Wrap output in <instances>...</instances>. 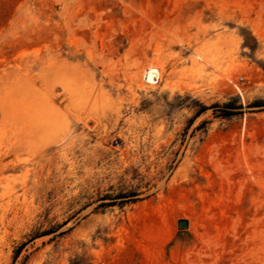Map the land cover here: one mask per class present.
Returning a JSON list of instances; mask_svg holds the SVG:
<instances>
[{
	"label": "rangeland",
	"instance_id": "obj_1",
	"mask_svg": "<svg viewBox=\"0 0 264 264\" xmlns=\"http://www.w3.org/2000/svg\"><path fill=\"white\" fill-rule=\"evenodd\" d=\"M0 264H264V0H0Z\"/></svg>",
	"mask_w": 264,
	"mask_h": 264
},
{
	"label": "trees",
	"instance_id": "obj_2",
	"mask_svg": "<svg viewBox=\"0 0 264 264\" xmlns=\"http://www.w3.org/2000/svg\"><path fill=\"white\" fill-rule=\"evenodd\" d=\"M213 107L218 108V107H220V105H215ZM257 107H259V106H257ZM242 108H243L242 106H235L232 103L226 104L225 106H223V109H224L223 110V116L229 118V117H232L234 115H237L238 111L242 110ZM206 110H208V108H205V110H203V111H206ZM121 199H126V198L121 197ZM114 205L115 204H106V203L102 204L103 207L114 206Z\"/></svg>",
	"mask_w": 264,
	"mask_h": 264
},
{
	"label": "bare ground",
	"instance_id": "obj_3",
	"mask_svg": "<svg viewBox=\"0 0 264 264\" xmlns=\"http://www.w3.org/2000/svg\"><path fill=\"white\" fill-rule=\"evenodd\" d=\"M159 75V73L154 69V68H149L147 76L149 78V82L152 79H156L157 80V76ZM152 82V81H151Z\"/></svg>",
	"mask_w": 264,
	"mask_h": 264
},
{
	"label": "water",
	"instance_id": "obj_4",
	"mask_svg": "<svg viewBox=\"0 0 264 264\" xmlns=\"http://www.w3.org/2000/svg\"><path fill=\"white\" fill-rule=\"evenodd\" d=\"M181 228H187L188 227V222L187 221H182L180 224Z\"/></svg>",
	"mask_w": 264,
	"mask_h": 264
}]
</instances>
